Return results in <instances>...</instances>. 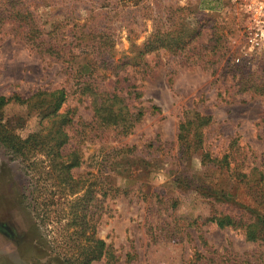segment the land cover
Returning <instances> with one entry per match:
<instances>
[{
    "label": "rangeland",
    "instance_id": "374dc122",
    "mask_svg": "<svg viewBox=\"0 0 264 264\" xmlns=\"http://www.w3.org/2000/svg\"><path fill=\"white\" fill-rule=\"evenodd\" d=\"M27 1L52 42L74 41L66 49L71 60L39 54L6 22L0 29V96L68 93L65 107L74 112L69 147H77L84 161L74 173L94 184L80 209L111 249L110 257L93 264H209L197 262V253L264 252L239 230L190 226L245 206L264 215V205L243 185L205 169L196 154L182 157L177 140L185 116H211L204 147L218 157L237 150L244 172L264 174V95L245 90L264 85V47L250 41L253 10L264 0ZM88 36L110 38L113 46V65L98 70L95 82L144 113L128 136L86 127L94 113L79 89L91 56L75 40ZM151 39L160 42L147 53ZM39 120L11 103L2 123L26 137ZM29 180L25 165L0 144V264H70L56 228L32 212Z\"/></svg>",
    "mask_w": 264,
    "mask_h": 264
},
{
    "label": "trees",
    "instance_id": "16d2710c",
    "mask_svg": "<svg viewBox=\"0 0 264 264\" xmlns=\"http://www.w3.org/2000/svg\"><path fill=\"white\" fill-rule=\"evenodd\" d=\"M29 7L27 0H5L4 4H0V29L6 22H10L23 40L39 54L55 56L70 63L71 55L66 49L73 46L74 41L63 46L52 42L48 35L43 34L38 18ZM109 40L111 41L110 38L91 39L89 36L75 40V45L89 49L87 53L91 56V71L82 82L79 92L90 101L94 113L93 122L86 124L87 128L114 129L123 136H128L141 122L144 113L133 111L126 98L116 90H104L95 82L98 70H105L113 65V46L109 45ZM158 40H149L144 46L145 51L149 53V49L157 50V44L160 42ZM245 88L264 95V85ZM134 94L136 98L140 97L139 93ZM67 100L68 93L64 89L39 91L27 99L19 95L0 96V144L14 160L25 165L30 179L28 190L32 212H41L46 220L44 223L56 228L67 255V262L93 264L110 257L111 249L105 241L97 238L93 218L88 217L84 207L80 209V201L92 193L94 184H88L84 177L74 173L82 167L84 161L77 147H69L72 140L69 128L73 126L74 112L65 107ZM11 103L25 106L31 116L35 115L40 119L36 132L22 137L8 130L2 122L4 110ZM212 120L211 116L199 113L192 119L185 116L179 125L177 136L182 157L196 154L205 169L214 174L226 175L231 181L243 185L256 202L263 206L262 171L254 168L249 173L244 172L243 163L237 161V150L231 148V151L218 157L204 147L205 131L212 124ZM82 134L85 138L89 137L83 131ZM236 142L234 141L233 146ZM222 196V199L226 200L224 194ZM63 221H66L65 225L61 226ZM210 223L220 229L239 230L247 242L264 248V215L255 208L245 206L238 214L219 213L208 218H198L193 220L190 226L198 229ZM196 256L197 262L205 260L211 264H264L263 251L242 256L233 251L224 254L213 252L209 255L198 252Z\"/></svg>",
    "mask_w": 264,
    "mask_h": 264
},
{
    "label": "built area",
    "instance_id": "2783aa9c",
    "mask_svg": "<svg viewBox=\"0 0 264 264\" xmlns=\"http://www.w3.org/2000/svg\"><path fill=\"white\" fill-rule=\"evenodd\" d=\"M252 16L253 29L250 41L252 47L261 48L264 47V3H261L257 10H253Z\"/></svg>",
    "mask_w": 264,
    "mask_h": 264
}]
</instances>
